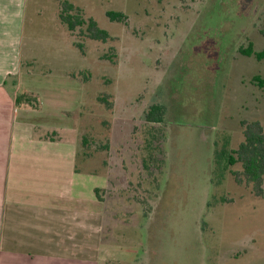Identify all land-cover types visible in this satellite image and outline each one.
I'll return each mask as SVG.
<instances>
[{
	"label": "rangeland",
	"instance_id": "374dc122",
	"mask_svg": "<svg viewBox=\"0 0 264 264\" xmlns=\"http://www.w3.org/2000/svg\"><path fill=\"white\" fill-rule=\"evenodd\" d=\"M62 1L108 40L69 33L58 19ZM15 3L20 82L49 97L57 90L55 104H78L63 119L77 149L60 141L54 152L63 177L67 160L94 176L99 264H264V196L216 161L241 143L242 122L264 130V56L240 51H264V0ZM107 12L126 18L112 22ZM153 104L163 107L161 123L145 122ZM34 151L24 154L53 160L50 148Z\"/></svg>",
	"mask_w": 264,
	"mask_h": 264
},
{
	"label": "crops",
	"instance_id": "0c3cea01",
	"mask_svg": "<svg viewBox=\"0 0 264 264\" xmlns=\"http://www.w3.org/2000/svg\"><path fill=\"white\" fill-rule=\"evenodd\" d=\"M15 6L14 0H0V264H99L94 176L67 160L63 177L61 152H54L60 141L77 149L63 119L71 118L78 104H55L57 90L49 97L20 82L21 12ZM62 81L70 90L77 83L71 76ZM22 94L36 98L37 108L17 103ZM34 150L51 152L53 160L25 156Z\"/></svg>",
	"mask_w": 264,
	"mask_h": 264
},
{
	"label": "trees",
	"instance_id": "16d2710c",
	"mask_svg": "<svg viewBox=\"0 0 264 264\" xmlns=\"http://www.w3.org/2000/svg\"><path fill=\"white\" fill-rule=\"evenodd\" d=\"M58 19L69 33H73L77 29L79 34L92 40L106 42L109 34L98 27L97 23L92 18H85L82 11L73 4L62 1L59 4ZM107 18L112 22H123L125 16L122 13L107 12ZM261 34L264 36V21ZM80 49V46L77 45ZM243 55L255 56L257 60H261L264 56V51L254 53L251 50L250 44L245 49L240 50ZM254 81H258L261 86L259 77H254ZM24 100L37 108L38 101L32 96L22 94L16 98L18 103ZM102 101V99H100ZM104 100V99H103ZM163 107L158 104L151 105L145 112V122L148 124L161 123L163 120ZM242 141L234 150L224 151L217 156V164L229 171L234 182L238 185H245L249 188L254 197L264 196V130L261 124L257 121L242 122ZM82 145L86 147V138L82 139ZM86 155V154H85ZM238 166V170L233 171L230 168ZM77 167L75 168V170ZM78 170V169H77ZM79 171V170H78ZM98 190L95 189V192Z\"/></svg>",
	"mask_w": 264,
	"mask_h": 264
}]
</instances>
